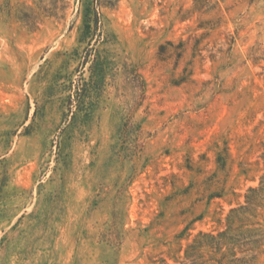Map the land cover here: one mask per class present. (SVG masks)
Returning a JSON list of instances; mask_svg holds the SVG:
<instances>
[{"label": "rangeland", "instance_id": "obj_1", "mask_svg": "<svg viewBox=\"0 0 264 264\" xmlns=\"http://www.w3.org/2000/svg\"><path fill=\"white\" fill-rule=\"evenodd\" d=\"M0 264H264V0H0Z\"/></svg>", "mask_w": 264, "mask_h": 264}]
</instances>
